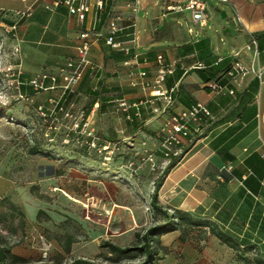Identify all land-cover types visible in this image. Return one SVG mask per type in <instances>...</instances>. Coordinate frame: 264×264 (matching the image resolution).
I'll return each instance as SVG.
<instances>
[{"label": "crops", "instance_id": "0c3cea01", "mask_svg": "<svg viewBox=\"0 0 264 264\" xmlns=\"http://www.w3.org/2000/svg\"><path fill=\"white\" fill-rule=\"evenodd\" d=\"M186 1L105 0L102 11L92 3L85 19L78 21L64 4L53 5V0H0L3 14L0 29L16 22L23 69L20 88L24 94L32 95L35 104L43 105L46 113H62L55 109L50 98L56 99L59 105L71 104L73 111L78 109L75 105H82L88 111L93 109L91 123L96 131L101 128L104 133L124 137L144 131L159 134L171 112L185 109L196 101L204 103L212 118L205 120L199 132L183 139L179 145L183 153L175 158L162 179L158 197L168 210H187L196 217L214 221L238 241L239 248L227 246L207 228L193 230L185 240L175 230L160 237V249L153 264H260L259 261L264 264V189L261 185L264 159L260 156L264 150V0H217L224 3L220 10L224 8L229 25L224 28V36L218 37L219 46L213 45L206 30L208 24L193 23L188 11H164L166 5H183ZM134 6L138 8L135 12ZM114 14L121 16L116 39L130 47L129 53L111 49L104 43V37H100L90 49L94 68L85 71L74 87L78 95L69 101L70 92L61 88L63 82L58 75L66 59L76 55L80 31L93 28L105 32L108 19ZM188 27L192 28V34L188 33ZM251 35L257 39L255 65L260 75L248 72L237 82L229 81L221 73L228 62L234 58L245 64L251 62L252 53L245 48ZM236 52L239 54L235 57ZM160 53L166 63H174V71L164 84L174 86L176 94L172 107L166 111L163 102L150 101L147 85L155 77ZM41 71L56 75L57 80L53 83L47 78L44 81L47 89L36 92L27 81L32 73ZM141 71L145 76L139 77ZM222 75L225 86L222 91L205 87L207 81ZM230 88L233 93H229ZM97 90L106 95L100 99L94 97ZM122 100L128 107L119 105ZM148 155L153 158L152 152ZM221 168L222 176L208 172L213 169L215 173ZM79 176L90 182L87 187L90 195L100 200L106 196L107 181L82 173ZM60 197V200L65 198ZM24 204L29 219L42 222L39 228L43 235L48 231L58 233L55 235L58 240L53 238L50 242L60 257H98L103 252L99 245L102 240L129 245L135 239L133 226L143 218L139 205L114 202L127 211L119 209L117 223L112 228L81 220L77 223L82 229L77 234L64 230L68 223L65 221L76 222L54 210L55 204L50 201L29 195ZM252 249H259L262 260L252 255ZM11 251L27 262L39 261V255L35 253L34 258L28 249L11 248Z\"/></svg>", "mask_w": 264, "mask_h": 264}, {"label": "rangeland", "instance_id": "374dc122", "mask_svg": "<svg viewBox=\"0 0 264 264\" xmlns=\"http://www.w3.org/2000/svg\"><path fill=\"white\" fill-rule=\"evenodd\" d=\"M206 2V30L213 40V45L219 46L221 42L218 37L224 36V28L229 26L228 17H222L216 10L221 9L224 3L217 0ZM16 37V33L13 35L5 29H0V245L15 251L28 249L34 253V258L35 253L36 256L39 255V261L30 260L14 264H70L74 259L57 255L50 241L56 238L58 233L48 231L43 235L42 229L39 228L42 222L29 219L24 204L29 195L44 202L50 201L55 204L54 210L57 209L58 212L74 219L76 223L65 221L68 222L64 226L66 232L80 234L82 228L77 222L81 220L91 225L112 228L117 223L119 209L126 210L122 206L114 205V202L141 207L143 218L133 226L135 233L142 234L146 228L161 221L160 215H155L152 210L150 197L157 184L161 183L170 170L171 163L175 162V158L180 156L183 150L165 156L160 146V132L157 134L155 131L152 134L144 131L135 136L122 137L110 132L104 133L101 128H98V135L112 141H120L121 145V151L116 153L109 163H104L96 151V154H82L74 149V146L80 145V139L67 138L65 132L71 123L64 113H53L48 122L44 121L36 111L38 104H29L20 98L14 87L13 77L6 72L7 67H14L22 60L20 43ZM14 42L19 43L17 54L13 52ZM42 73L46 72H34L32 77ZM22 76L23 73L21 80ZM20 93L25 97L32 96L30 93L24 94L21 88ZM107 94L111 95L109 92ZM76 95L78 93L73 87L67 98L71 101ZM104 95L106 93L100 92L96 98L100 99ZM82 107L75 105L77 110L83 109ZM64 108L74 109L71 104L64 105ZM48 123L52 125L50 130L46 129ZM146 148L149 149L145 150ZM151 152L153 158H148ZM209 170V174L222 176V168L215 173L213 169ZM80 173L108 182L107 193L102 200L90 198L87 194L90 182L79 176ZM60 195L65 197L64 200H60ZM61 241L63 242V238ZM136 243L134 239L129 245ZM259 252V249H252V255L261 259ZM132 255L116 261L114 254L103 249L98 257L80 259L88 264H130L140 262L144 258L142 254L135 252ZM6 264H12L11 259H8Z\"/></svg>", "mask_w": 264, "mask_h": 264}, {"label": "built area", "instance_id": "2783aa9c", "mask_svg": "<svg viewBox=\"0 0 264 264\" xmlns=\"http://www.w3.org/2000/svg\"><path fill=\"white\" fill-rule=\"evenodd\" d=\"M221 2H227L228 0H219ZM92 3L96 6L99 11L104 9L105 0H53V5L64 4L68 11L75 15L78 21H83L90 11ZM207 2L206 0H187L183 5H166L164 11H188L190 14L191 21L199 26H206V14H207ZM137 6L133 7V11H137ZM3 14L0 13V27L2 26ZM19 15V13H17ZM22 15H19V17ZM121 16L114 14L107 22V28L105 32L96 31L93 28L84 29L79 33V43L76 47V55L68 57L65 61L64 66L61 68L59 77L62 80L61 88L65 91H71L73 87L80 81L87 69H93L94 64L90 58V49L94 42H96L100 37H104L105 44L111 49L120 50L125 53H129L130 47L124 46L116 39V33L121 29ZM3 28L7 32H11L15 35L16 22L9 27ZM188 33L192 34L193 30L191 27L187 28ZM17 39V37L15 38ZM134 40H137V36H134ZM245 48L250 50L252 53L251 62L245 64L244 62L234 58L230 61V66L224 72L225 75L229 77V81L237 82L240 77L248 72L260 75V69L256 66V61L258 60V46L257 39L253 35L250 36L249 40L245 44ZM13 52L15 54L19 53V43L14 42ZM238 52L234 56H238ZM6 72L10 77H13L14 87L18 91V95L23 100L27 101L29 104L33 103V98L29 96H23L20 93V85L22 84L21 75L23 73L20 64H16L14 67H7ZM174 63L168 64L164 61L163 55L160 53L157 55V71L153 80L147 85L150 87V101H161L164 103L163 110L166 111L167 108L172 107L174 103L175 87L165 86V79L168 75L173 73ZM139 77L145 76V72H139ZM49 78L53 83L56 82V75H50L48 73H42L35 77L28 79V84L34 89H47L44 86V81ZM51 88L53 86H50ZM205 87L213 91H222L224 85L217 80H211L205 83ZM229 93H233V89H228ZM50 101L54 103L55 109L64 113V116L70 120L69 131L74 132L76 135L85 137L84 143L90 148L95 150L101 155L104 163H109L116 153L121 151L120 141H112L105 139L98 135L97 131L91 123L93 109L85 111L84 109H79L73 111L71 109H65L63 105H59L58 101L54 98H50ZM119 105L121 107H128V104L122 100ZM36 111L40 117L48 122L49 118H52L53 113H46L43 105L38 104L36 106ZM259 116V114L257 115ZM212 114L210 109L202 102L196 101L189 107L173 111L168 115V119L161 127V143L160 146L162 151H164L165 156H170V154H177L180 151L179 145L182 143L183 139L188 137L193 132H199L200 126L205 122V120L211 119ZM53 120V119H52ZM52 122V121H51ZM46 129H52V125L48 123ZM260 156L264 159V150L260 153ZM151 155H148V158ZM227 168H231L230 165ZM264 189V180L261 183ZM87 194H89L87 192ZM90 198H96L90 195ZM100 200V199H99Z\"/></svg>", "mask_w": 264, "mask_h": 264}, {"label": "trees", "instance_id": "16d2710c", "mask_svg": "<svg viewBox=\"0 0 264 264\" xmlns=\"http://www.w3.org/2000/svg\"><path fill=\"white\" fill-rule=\"evenodd\" d=\"M104 43H105V40H104ZM229 66H230V62H228L227 65L221 71L223 75H225L224 72ZM223 75L215 80H217L218 82L222 84L221 79ZM65 92L67 93L71 91H65ZM97 92L98 94L100 92L102 94L101 90ZM98 94H94L93 96L96 97ZM84 110L88 111V109H84ZM65 133L68 139H73V138L80 139L79 141L80 145L74 146V149H76L77 151H80L82 154H89L90 152H92L93 154H96L95 150H93L87 144L84 143L85 137L76 135L74 134V132L69 131V130L66 131ZM173 165L174 163H171L170 168ZM160 186H161V183L157 184V188L154 189V191L152 192L151 197H150V204H151L154 214L160 215L161 221L146 228L142 234L136 233L135 234V240L137 241L136 244L120 246L109 240L100 241L99 245L101 248L107 249L110 254L115 255L114 260L118 261L125 257H129V256L131 257L133 256L132 254L135 252V253L142 254L144 258L140 262L130 263V264H153L154 260L157 258V255L160 249L159 247L160 237L166 233H169L175 230H179L180 231L179 238L181 240H185L186 237L193 230L200 229V228H207L211 234L216 236L221 242H223L227 246L233 249L239 248L238 241L234 239L231 235L226 233L225 231L221 230L214 221L208 218L196 217L187 210L172 209V211L170 212L166 207H164L160 203V200L158 197V189ZM8 259H11L12 264L27 262L24 258L12 253L10 247H4L0 245V264H6ZM259 262L260 264H262V261H259ZM70 264H88V262L80 258H74Z\"/></svg>", "mask_w": 264, "mask_h": 264}, {"label": "water", "instance_id": "95a60500", "mask_svg": "<svg viewBox=\"0 0 264 264\" xmlns=\"http://www.w3.org/2000/svg\"><path fill=\"white\" fill-rule=\"evenodd\" d=\"M217 10L220 12V14H221L222 17H225V14H226V13H225L224 10H220V9H217Z\"/></svg>", "mask_w": 264, "mask_h": 264}]
</instances>
